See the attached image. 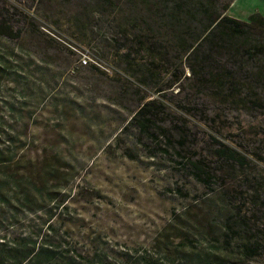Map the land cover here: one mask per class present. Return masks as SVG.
Returning <instances> with one entry per match:
<instances>
[{"label": "trees", "instance_id": "trees-1", "mask_svg": "<svg viewBox=\"0 0 264 264\" xmlns=\"http://www.w3.org/2000/svg\"><path fill=\"white\" fill-rule=\"evenodd\" d=\"M232 2L0 0V40L9 42L58 10L53 26L61 19L132 88L122 130L172 150L205 191L172 215L156 250L123 253L124 264H264V18H232ZM3 122L0 264H104L77 253L54 227L68 208L69 165L56 156L23 161Z\"/></svg>", "mask_w": 264, "mask_h": 264}, {"label": "rangeland", "instance_id": "rangeland-1", "mask_svg": "<svg viewBox=\"0 0 264 264\" xmlns=\"http://www.w3.org/2000/svg\"><path fill=\"white\" fill-rule=\"evenodd\" d=\"M254 13L264 18V0H233L227 15L245 21ZM52 15L48 24L34 19L19 42L0 40V116L23 161L56 156L69 165L68 208L54 225L67 233L68 246L88 259L124 264L123 253L156 250L172 215L205 191L181 171L172 150L160 152L122 130L136 98L132 88L61 19L53 26L58 10ZM80 59L86 65L77 67Z\"/></svg>", "mask_w": 264, "mask_h": 264}, {"label": "built area", "instance_id": "built-area-1", "mask_svg": "<svg viewBox=\"0 0 264 264\" xmlns=\"http://www.w3.org/2000/svg\"><path fill=\"white\" fill-rule=\"evenodd\" d=\"M80 65H86V61L84 59H80L79 61H77V67H79Z\"/></svg>", "mask_w": 264, "mask_h": 264}]
</instances>
